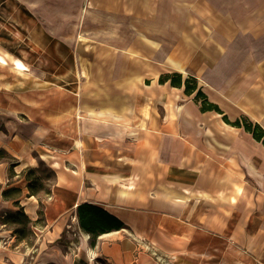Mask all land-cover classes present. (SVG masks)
I'll return each instance as SVG.
<instances>
[{
  "label": "crops",
  "instance_id": "crops-1",
  "mask_svg": "<svg viewBox=\"0 0 264 264\" xmlns=\"http://www.w3.org/2000/svg\"><path fill=\"white\" fill-rule=\"evenodd\" d=\"M260 3L85 0L70 30L85 38L81 48L74 45L72 90L66 63L51 78L48 63H23L17 48L0 41V148L15 159L11 174L10 162L0 159V211L16 209L17 200L32 221L29 238L0 229V264H146L151 257L143 244L170 253L202 244L204 264L213 256L218 264H264V144L222 114L201 111L194 94L161 83L173 70L156 65L264 63ZM58 20L65 21L61 14ZM67 29L65 23L45 29L60 37L64 52ZM240 36L250 37L249 47ZM95 48L100 56L83 63L82 53ZM36 65L42 76H35ZM146 71L152 83L140 92ZM164 88L175 90L172 104L179 92L187 96V106L163 108ZM258 89L248 118L264 129V90L259 95ZM224 113L230 120L242 116ZM39 161L54 172L43 197L27 187L26 169ZM13 187L20 191L4 197ZM39 198L42 220L36 221ZM81 203L125 227L91 237L78 222ZM211 249L219 253L210 255Z\"/></svg>",
  "mask_w": 264,
  "mask_h": 264
},
{
  "label": "rangeland",
  "instance_id": "rangeland-1",
  "mask_svg": "<svg viewBox=\"0 0 264 264\" xmlns=\"http://www.w3.org/2000/svg\"><path fill=\"white\" fill-rule=\"evenodd\" d=\"M84 1L0 0V41L4 46H7V48H17L18 52H16V54L23 63H48L46 65V74L51 78H53V76L55 77L58 72V63H60V61L61 63H66L68 76L66 85L68 89L72 90V88L76 86L75 79H78L75 71L77 64L74 63V45L78 44V47L81 48L85 38L84 40H80L84 35H71L70 30L75 23V19L81 16L85 11ZM234 7V5H227V10L234 11ZM257 7L260 12H264V4L260 3ZM60 14L65 21L58 20ZM18 17L20 18L19 22L23 25L17 24L16 18ZM31 18L34 19V25H26ZM262 22L263 20L260 18L259 25ZM60 23H65L68 27L67 33L69 35L66 36L65 52L62 50V46L58 44L60 37L51 36L54 34L48 36L45 32V29L57 31ZM28 26L29 30L27 29ZM85 37L88 39L91 38L89 35H85ZM96 38H99V36ZM239 38L244 40V46H250L248 42L250 37L240 36ZM78 39L79 42L77 41ZM86 44L87 43H84V45ZM197 47L198 43H195V48ZM75 54H78V52L76 53L75 51ZM99 54L100 50L95 48L94 51L90 50L83 52L81 55L83 58L81 59L83 63L84 61L88 63L91 59H96ZM103 54H105V52ZM169 54L170 51H165L163 55L167 56ZM156 65H161L164 72L168 70L178 71L179 69L178 72H181L183 75H193L197 78L199 86L206 91L208 96L211 95L212 98L220 103V107L229 117L234 118L240 115H246L253 120V116L251 115V97H256V90L258 88L259 95L262 94L264 90V63H156ZM119 69L121 68L119 67ZM150 69H152L151 63H146V70ZM253 69L256 70L257 76L253 73ZM42 72V66L40 65L38 67L36 65L35 76H42ZM146 72L147 74H144V80L139 83L140 92L144 90L146 84L150 86L152 83L151 79L153 77H151L149 71ZM35 79L36 81L40 80L39 77ZM36 86H41V84H36ZM174 92L175 90L164 88L163 108L168 106H177L179 108L187 106L184 104L188 101V97L181 94V92H179L177 96V105L170 102V98ZM69 100L70 97H68V101ZM71 102H73L72 99ZM207 122L206 119L203 120V123ZM40 169L51 170L48 165L41 166ZM38 174L40 175L39 172ZM41 181L44 186L43 188H38V193L41 195L40 197H43L46 196V191H50L51 185L54 182V175H49V177L42 176ZM42 207L43 203L41 202V198H39L38 218L36 221L42 220V215H40ZM2 214L3 211H0V227H2L0 229H12V232H14L13 230L16 225L7 223L1 226L3 223ZM17 226L21 227L20 224ZM30 229L31 228L27 226L25 232L19 231L15 234L21 238H29L32 234ZM68 230H70L71 234L75 232L74 228ZM5 232V234H10V231ZM215 243L216 240H212V245ZM142 246L145 247L144 253L151 257L146 261V264H204L203 253L205 249H203L202 244L193 245L194 248L193 246L188 248L187 252L184 251L187 247L180 248L178 249L180 254H178V251L174 253L167 251L161 252L153 245L149 244H143ZM218 251L219 250L211 249L210 255L217 254L219 253ZM98 262L96 263L94 261V264H103L101 261ZM218 262L217 258L213 256L210 264H218Z\"/></svg>",
  "mask_w": 264,
  "mask_h": 264
},
{
  "label": "trees",
  "instance_id": "trees-1",
  "mask_svg": "<svg viewBox=\"0 0 264 264\" xmlns=\"http://www.w3.org/2000/svg\"><path fill=\"white\" fill-rule=\"evenodd\" d=\"M159 81L161 83L169 82L172 86L182 87L187 95L194 94L193 98L199 104L201 111L213 110L222 114V118L227 124L242 127L245 131L250 132L256 140L262 141L264 144V129L258 123L252 122L245 115H242L235 120H230L217 103L208 99L207 95L199 86L197 78L193 75H183L181 72L171 71L168 73H163L160 76ZM3 158L10 162L9 173L11 174L12 166L15 164V159L10 157L4 149L0 148V159ZM41 166H45L43 161H39V165L37 167H28L26 169V177L28 179L27 187L30 195H37L38 188H43L44 185L41 181L42 176L49 177V175H54L52 169L41 170ZM19 191L20 190L18 188L13 187L3 191L2 194L4 197H8ZM14 204L17 206V208L14 210L4 211L1 215L3 217L2 222L5 224L9 223L16 225L13 230L14 233L19 231L25 232L27 226L30 227L32 221L24 212L22 206H20L17 200L14 202ZM76 213L80 227L83 230L89 232L91 237H94L95 235L102 232L125 227L124 223L113 215H110L103 209L88 203H81L77 205ZM40 215H42V211H40ZM18 224H20L21 227H18Z\"/></svg>",
  "mask_w": 264,
  "mask_h": 264
},
{
  "label": "bare ground",
  "instance_id": "bare-ground-1",
  "mask_svg": "<svg viewBox=\"0 0 264 264\" xmlns=\"http://www.w3.org/2000/svg\"><path fill=\"white\" fill-rule=\"evenodd\" d=\"M0 60L3 61V58L1 57ZM16 63H21V62L17 60Z\"/></svg>",
  "mask_w": 264,
  "mask_h": 264
}]
</instances>
